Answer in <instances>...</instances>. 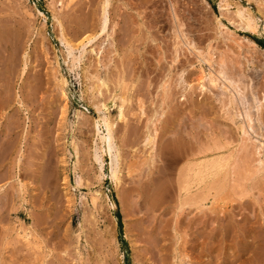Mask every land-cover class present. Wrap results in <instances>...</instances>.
<instances>
[{"label": "rangeland", "instance_id": "374dc122", "mask_svg": "<svg viewBox=\"0 0 264 264\" xmlns=\"http://www.w3.org/2000/svg\"><path fill=\"white\" fill-rule=\"evenodd\" d=\"M111 2L109 30L70 54L60 38L78 44L97 31L102 0H0V28L9 38L0 45V89L11 85L12 96L0 117V144L8 145L3 132L10 115L18 125L10 139L16 149L0 153V264H161L162 257L171 264L175 246L188 255L182 256L187 264H264V48L250 37L264 40V0H227L225 16L224 0ZM236 3L251 10L258 31L228 19ZM176 28L212 59L213 67L202 65L207 76L221 65L229 78L215 86L206 79L201 89L192 74L199 70L196 55L193 65H171ZM13 45L9 78L4 62ZM99 77L112 92L103 88L99 100L107 99L110 113L103 111L120 125L112 157L102 154L95 129L91 95ZM122 79L127 89L118 85ZM235 87L246 106L260 108L255 132L239 127L248 129V122H239L229 104ZM171 89L168 105L164 94ZM122 96L128 99L124 121L118 117ZM148 134L155 136L151 144ZM178 135L186 139L180 154L186 156L177 165L168 162L175 169L165 178L160 149ZM95 152L104 159L102 177ZM111 162L119 163L117 185Z\"/></svg>", "mask_w": 264, "mask_h": 264}, {"label": "bare ground", "instance_id": "6f19581e", "mask_svg": "<svg viewBox=\"0 0 264 264\" xmlns=\"http://www.w3.org/2000/svg\"><path fill=\"white\" fill-rule=\"evenodd\" d=\"M112 0H102V6H101V10H102V16L99 18V22H98V30L100 31V32H98V30L97 31H95V32H93V33H89V34H87L85 37H84V39L83 40H81V42H79L78 44H74V43H72V41L70 40V41H67L66 40V42H65V40L64 39H62V38H60V41H62L61 43H64V44H66L67 46H69L71 49L69 50V52L71 51V50H74V48H77L78 49V47L80 46V45H82L83 46V44L86 46L87 44H90V43H92L93 41H94V39H96L97 38V36H100L101 34H103L104 32H106L107 30H109V25H110V23H111V18H110V9H111V6H112V2H111ZM144 0H140V2H143ZM147 1V0H146ZM154 1V0H153ZM160 1V0H159ZM226 1V2H225ZM158 1H156V3H157ZM223 2V1H222ZM224 2H225V5H226V7H221V16H225V11H227L228 9H230L229 7L231 6V2H227V0H224ZM224 5V6H225ZM83 6V5H82ZM235 8H236V10H234L233 11V16L232 17H229L228 19L231 21V22H233L235 25H236V27L237 28H240V29H242V30H245V31H250V32H256V31H258V28H259V23H258V19H256L255 18V16L253 15V13L251 12V10L249 9V8H247V6L245 7V6H242V5H240V3H236L235 4ZM85 11V10H84ZM261 11V10H260ZM40 14L42 15V16H44V14L42 13V12H40ZM116 14V13H115ZM139 16V15H138ZM140 17V16H139ZM158 17V16H157ZM157 19H159V18H157ZM161 20V19H160ZM159 20V21H160ZM236 20H239L240 22H237ZM59 21V20H58ZM156 22H159L158 20H155ZM217 22L220 24V25H224L223 24V22H222V20L218 17V19H217ZM155 23V22H154ZM141 24V23H140ZM179 24V23H178ZM96 26V27H97ZM182 26V25H181ZM141 27V26H140ZM86 31H88V30H86ZM91 31H93V30H91ZM184 31V30H183ZM12 33V32H11ZM83 33H85V32H83ZM88 33V32H87ZM188 34V33H187ZM8 34H7V31L5 30V29H3V28H0V45H1V43H2V41L3 40H5V42H9V38H8V36H7ZM174 38V46H173V52H172V56H171V58H172V60H171V65H175V66H177L179 63H183V62H185V63H188V65H193V63H191V61H192V58H191V55H196V57L198 58V62H199V70H198V72L197 73H192V74H194V76H195V79L197 80V82H198V85H200V88L201 89H203V88H205V84H204V82L206 81V79L209 81V83L211 84V86H215L217 83H216V81H217V79H219L220 77H224V78H229L228 77V75H227V73L225 72V70H223V68H220L221 67V65H220V67L216 70V72L215 73H213L211 70H210V73L208 74V76H207V74L205 73V70H204V68H203V63L205 64H209V67L211 68V67H213V64L214 63H212V59H210V57H207V56H205V54H204V52L203 51H201V50H199V47H197L196 45H195V43H193V41H191L190 40V38L189 37H187V35L185 34V33H183L182 31H179V29L178 28H176L175 29V31H174V34L172 35ZM97 40H99V39H97ZM245 40H249L247 37H245ZM249 41H251V40H249ZM252 42V41H251ZM87 43V44H86ZM4 44V43H3ZM66 45H65V47H66ZM3 46V45H2ZM211 46V45H210ZM17 47V46H16ZM14 48V45H13V47L11 46L10 47V51H9V54H8V58H7V60L4 62V65L6 66V71H7V73H8V77L10 78V75L12 74V70H11V67H10V65H12V63L14 62V56L16 57V54H17V48ZM8 48L6 47V50H7ZM76 50V49H75ZM211 50V49H210ZM2 51V50H1ZM72 52V51H71ZM71 52H70V54H71ZM104 52V51H103ZM4 53V52H3ZM73 54V53H72ZM82 57V56H81ZM74 59H76V58H74ZM78 59V58H77ZM76 59V60H77ZM80 59V58H79ZM74 61V60H73ZM125 63V62H124ZM74 64H75V62H74ZM203 65V66H202ZM175 68V67H174ZM210 68H208V69H210ZM73 69V68H72ZM214 69V68H213ZM185 71V70H184ZM182 72V74H181V72H180V74H181V76L182 75H184V73L186 72ZM190 72V71H189ZM236 72V71H235ZM238 72H239V70H238ZM110 73V72H109ZM237 73V72H236ZM186 74V73H185ZM4 75V74H3ZM100 75V74H99ZM188 75H190V74H188ZM191 76V75H190ZM193 76V77H194ZM230 76V78H232L231 77V75H229ZM237 76H238V73H237ZM243 76V75H242ZM14 77V76H13ZM93 77V76H92ZM94 77H95V75H94ZM104 77H105V75H104ZM184 77V76H183ZM236 77V76H235ZM240 77V76H239ZM108 78V77H107ZM233 80H235V82L237 81L236 80V78L234 79V77L232 78ZM238 79V78H237ZM98 80H99V84H96V85H94V90H93V94L91 95L92 97H93V99L95 100V106H93V108L95 107L96 109H97V111H98V118H96L94 121H95V129H96V131H97V134H98V136H99V138H100V144H102L100 147H99V149L101 150V152H102V154L104 153V154H107V155H109V156H111L112 157V150H113V148L115 147V136H114V133H115V131L117 130V128L120 126V125H116V123H115V121H113L111 118H110V115L109 114H107L106 112H104L103 110H105V111H108L109 110V108L107 107V99H105L104 98V100L103 101H100L99 100V98L100 97H102L103 98V96L105 95L104 93H103V88H105L106 90H109L110 88H109V86H108V80L106 79V78H98ZM221 80V79H220ZM240 80V79H239ZM238 80V81H239ZM124 80L122 79V80H119V82H117V83H119L118 85H122L124 88L123 89H127L128 87V85H126V84H124V82H123ZM183 81H184V79H183ZM95 82H96V80H95ZM234 82V81H233ZM67 83H68V81H67V79L64 77V76H62V78H61V93H62V96L63 97H67V94H66V91H65V88H64V86L65 85H67ZM98 83V82H97ZM182 83V82H181ZM180 82H179V84H181ZM205 83H207V82H205ZM239 83V82H238ZM115 84V83H114ZM165 84V83H164ZM178 84V85H179ZM186 84H188V83H186ZM236 85H237V83H236ZM244 85V84H243ZM240 86V85H239ZM247 86V85H246ZM3 87V89H0V117H4V114H5V112H6V110L9 108H11V106H12V99H11V85L9 86L7 83L4 85V86H2ZM187 87V86H186ZM233 87V86H232ZM249 87V86H248ZM118 88H120L119 86H118ZM227 88V87H226ZM238 87H235L234 88V90H232V92H231V98H230V100H229V104L230 105H232L235 109H236V118H242V122H244L245 123V120L248 122V129L246 128H244V125L242 126H239L240 128H241V130H243L242 132H244L245 134H247V131H249V130H251V131H253V132H255L256 130H257V128H256V126L258 125V122L260 121V120H258V121H256L255 119V116L256 115H258V114H256V112H259V109L260 108H258L259 106H257V109L255 110L254 109V105L252 106L250 103H249V99H247V106H246V102H244L243 100H241V98L239 99L238 97H237V92H240V91H238L239 89H237ZM240 89H241V87H239ZM89 89V88H88ZM88 89H87V91H88ZM113 90V89H112ZM230 90V89H229ZM242 90V89H241ZM94 91L96 92V93H98V95H95V93H94ZM105 91V90H104ZM253 91V90H252ZM91 92V91H90ZM111 91L109 90V93H110ZM116 92V91H115ZM167 92V91H166ZM170 92L171 93H173L174 94V90H170L169 92H167V94H164V98H165V100L167 101V99L169 100V98H171V94H170ZM243 92V91H242ZM241 92V93H242ZM254 92V91H253ZM252 92V93H253ZM107 93H108V91H107ZM117 93V92H116ZM140 93V92H139ZM240 93V94H241ZM244 94H245V92H243ZM242 93V94H243ZM249 93V92H248ZM111 94H112V92H111ZM172 94V95H173ZM254 94V93H253ZM110 95V94H109ZM175 95V94H174ZM112 96V100H115V98H116V95L115 94H113V95H111ZM132 96V95H131ZM172 97H174V96H172ZM234 97V98H233ZM264 97V96H263ZM64 98V99H65ZM111 98V97H110ZM242 98L243 99H245L243 96H242ZM246 98H248V97H246ZM93 99L91 100L92 102H93ZM163 99V98H162ZM143 100V99H142ZM260 100V99H259ZM117 101V100H116ZM121 101H122V104L120 105V108H119V119L120 120H125L126 119V114H125V102H127L128 101V99L125 97V96H122L121 97ZM165 101V102H166ZM250 101H251V98H250ZM169 102H171V101H167L166 102V104H168L169 105ZM256 102V101H255ZM65 103V102H64ZM145 103H146V101H145ZM164 103V102H163ZM167 105V106H168ZM256 105V104H255ZM68 106V105H67ZM67 106H66V103H65V105H63L62 106V111H61V115H62V118L61 119H65V117H66V112H67ZM225 106H226V104H225ZM227 106H228V104H227ZM156 109V108H155ZM137 110V109H136ZM164 110V109H163ZM96 111V112H97ZM103 111V112H102ZM133 111V110H132ZM102 112V113H101ZM235 112V111H234ZM109 113H110V110H109ZM135 113V112H134ZM256 114V115H255ZM260 114L263 116V118L261 119V123H263V125H264V102H263V104H262V106H261V112H260ZM259 114V115H260ZM10 117L12 118L10 121H8L7 122V125L5 126V131L3 132L4 133V136L7 138V141H8V145H6L5 146V144L4 143H1L0 144V153H4V152H9L8 154H10L11 152H13L16 148H15V145L16 144H14L13 145V142L12 141H10V139L12 138V136L15 134V130H16V128L18 127V125H17V122H16V120L10 115ZM140 117V116H139ZM142 117V116H141ZM146 117V116H145ZM153 117V116H152ZM233 118H232V121L234 122L235 121V117H234V115L232 116ZM259 117V116H258ZM10 119V118H9ZM179 119V118H178ZM231 119V118H230ZM258 119V118H257ZM185 120V119H184ZM236 122V121H235ZM239 122H241V119H240V121ZM170 123V122H169ZM185 123V122H184ZM235 124V123H234ZM239 124H241V123H239ZM260 124V123H259ZM102 126L105 128V131H106V133H104V132H102V130H101V128H102ZM255 128H256V130H255ZM260 128H262V126L260 125ZM259 130V129H258ZM262 130V129H261ZM1 131L2 130H0V133H1ZM179 132V131H178ZM239 132H241V131H239ZM241 132V133H242ZM240 133V134H241ZM257 133H258V131H257ZM176 134H178V133H176ZM252 134V133H251ZM152 135V134H151ZM150 134H148L147 136H145L146 137V139H145V141L147 142V143H149V144H151L150 142H152L153 140H155V136H151ZM263 136V135H262ZM173 137V136H172ZM264 137V136H263ZM166 138V137H165ZM14 139V138H13ZM171 139V138H170ZM1 140V139H0ZM163 141V140H162ZM95 142H96V140H95ZM125 142V141H124ZM246 142V141H245ZM261 143H263L262 141H261ZM185 144H186V139L182 136V135H178V137H176L175 136V138H173L172 140H170L169 142H164L163 143V145H162V148L160 149L161 151H160V153H161V157H162V159H163V163H164V161H166L165 162V165L163 164V166H164V168H163V170L161 171V169H160V172H161V175H163V177H165L166 178V176L168 177L169 175V173H170V171H171V173H172V171H174V169L175 168H173V170H171L169 167H171V166H169L170 164L168 163V162H170L171 161V163L173 162H175L174 163V165L176 164V163H178L179 161H181L182 160V158H184L185 156H186V154H185V156H182V158H181V155H183L182 154V151L184 150V149H186L185 147ZM260 145H262V144H260ZM264 145V144H263ZM263 145H262V147H263ZM221 146V145H220ZM224 147V146H223ZM94 148V147H93ZM258 148H260V147H258ZM118 149V148H117ZM261 149V148H260ZM260 149H258V150H260ZM97 150V149H96ZM119 150V149H118ZM241 150H242V148H241ZM190 151V150H189ZM22 152V151H21ZM98 152V151H97ZM203 153H204V150L202 151ZM244 152V151H243ZM262 152V151H261ZM92 153V152H91ZM188 153V152H187ZM190 153V152H189ZM191 153H192V151H191ZM190 153V154H191ZM245 153V152H244ZM248 153V152H247ZM246 153V154H247ZM252 153V152H251ZM254 153V152H253ZM6 154V153H5ZM181 154V155H180ZM189 154V155H190ZM259 154V153H258ZM260 154H262L263 155V153H260ZM44 155V154H43ZM49 155V154H48ZM211 155V154H210ZM218 155V154H217ZM261 155V156H262ZM260 156V157H261ZM2 157V156H1ZM110 157V158H111ZM206 157V156H205ZM94 158H95V160L96 161H99L100 162V174L99 175H101V177H102V175H104L103 174V160L104 159H102V155L100 156L99 154H97L96 152H95V154H94ZM221 158L222 157H220V158H217V160H219V162H220V160H221ZM248 158V157H247ZM47 159V158H46ZM45 160V159H44ZM48 160V159H47ZM50 160H51V158H50ZM113 160V159H112ZM117 160H118V162H119V155H117ZM21 161V154H20V156H19V159L17 160V166H18V164H19V162ZM62 161H64L65 162V160L63 159ZM204 161V160H203ZM255 161V160H254ZM2 162H3V159H1L0 160V166H2ZM93 162V161H92ZM116 163L115 162V164H114V162H111V169L109 170V171H111V178H112V181L114 182V184H116L117 185V183H118V181H119V170H118V166H117V164H119V163ZM173 163H172V165H173ZM202 163V162H201ZM206 163V162H205ZM169 164V165H168ZM260 164H261V170L262 171H264V161H261L260 162ZM43 165H44V163H43ZM110 165V164H109ZM177 165V164H176ZM217 165V164H216ZM45 166V165H44ZM44 166H42V167H44ZM162 166V165H161ZM183 168V167H182ZM43 169V168H42ZM45 169V168H44ZM43 169V170H44ZM259 169V168H258ZM43 170H42V172H43ZM159 170V169H158ZM40 171V170H39ZM252 171V170H251ZM45 173V172H44ZM49 173V172H48ZM205 173V172H204ZM42 174V173H41ZM172 175V174H171ZM181 175V174H180ZM183 175V174H182ZM184 176H185V174H184ZM42 177V176H41ZM158 177V176H157ZM171 177V176H170ZM182 177V176H181ZM47 178V177H46ZM164 178V183L166 182V179ZM102 179V178H101ZM163 179V178H162ZM171 179V178H170ZM50 180H51V178H50ZM64 180L67 182V183H69L68 182V178H67V176H65L64 177ZM4 181V180H3ZM181 181V180H180ZM49 182V181H48ZM66 182H65V184H66ZM161 184V183H160ZM186 184V185H185ZM184 184V182L183 181H181V188L182 189H184V190H187V184L188 183H185ZM50 185V184H49ZM158 185V184H157ZM179 185V184H178ZM165 187V186H164ZM223 188V184L222 185H220V188ZM219 188V187H218ZM169 189V188H168ZM164 190V189H163ZM171 190V189H170ZM168 191V190H167ZM162 192V191H161ZM211 192V191H210ZM217 192V191H216ZM108 193V192H107ZM165 193V192H164ZM170 193V192H169ZM173 193V192H172ZM236 193V192H235ZM182 194V193H181ZM201 194V193H200ZM162 195V194H161ZM163 196V195H162ZM162 196H160V197H162ZM199 196V195H198ZM107 198H108V200L110 201V198L107 196ZM164 198V197H163ZM123 199V198H122ZM122 199H121V204L123 205V202H122ZM198 199V198H197ZM225 199V198H224ZM196 200V199H195ZM191 201V200H190ZM185 203H186V201H185ZM194 203H197L196 201L194 202ZM204 204V203H203ZM113 205V204H112ZM14 206V205H13ZM125 209V208H124ZM10 212H11V210H10ZM19 214V216L21 215L20 213H18ZM205 216V215H204ZM20 218V217H19ZM45 220V219H44ZM44 220L42 219V218H35V222H38V223H40V222H44ZM221 221H223V220H221ZM225 222V221H224ZM232 226V222H228L226 225H225V228H227V229H229L230 227ZM124 236H125V238H128V236H129V227H128V223H126V221H125V224H124ZM159 243V242H158ZM179 250L181 251V249H178L176 246H175V248L173 249V251H172V253H171V264H185L186 262H185V260L183 259V257L182 256H184L185 254L183 253H180L179 252ZM187 252V251H186ZM188 257V255L186 254L185 255V257ZM186 257V258H187ZM185 258V259H186ZM168 258L167 257H162V259H161V262H159V263H161V264H168ZM184 260V261H183ZM158 264V263H157ZM187 264V263H186ZM188 264H189V262H188Z\"/></svg>", "mask_w": 264, "mask_h": 264}, {"label": "trees", "instance_id": "16d2710c", "mask_svg": "<svg viewBox=\"0 0 264 264\" xmlns=\"http://www.w3.org/2000/svg\"><path fill=\"white\" fill-rule=\"evenodd\" d=\"M259 46H261L262 48H264V40L262 39H258L257 37H254V36H250ZM117 218H118V221H119V225L120 227L122 226V221H121V213L118 212L117 213Z\"/></svg>", "mask_w": 264, "mask_h": 264}]
</instances>
